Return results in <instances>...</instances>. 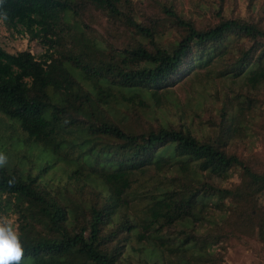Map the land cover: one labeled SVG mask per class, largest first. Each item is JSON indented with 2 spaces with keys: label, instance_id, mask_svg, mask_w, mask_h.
Listing matches in <instances>:
<instances>
[{
  "label": "trees",
  "instance_id": "obj_1",
  "mask_svg": "<svg viewBox=\"0 0 264 264\" xmlns=\"http://www.w3.org/2000/svg\"><path fill=\"white\" fill-rule=\"evenodd\" d=\"M148 5L139 20L118 0H7L6 24L46 46L39 58L0 46V121L25 134L0 143V212L16 217L23 264H216L215 246L264 243V159L224 142L226 104L209 135L102 111L113 82L161 88L229 36L247 42L227 64L240 72L264 56L261 19L227 15L224 0L197 3L205 22L174 0ZM161 13L176 26L169 38ZM68 65L102 82L97 96ZM101 155L117 158L106 166Z\"/></svg>",
  "mask_w": 264,
  "mask_h": 264
},
{
  "label": "rangeland",
  "instance_id": "obj_2",
  "mask_svg": "<svg viewBox=\"0 0 264 264\" xmlns=\"http://www.w3.org/2000/svg\"><path fill=\"white\" fill-rule=\"evenodd\" d=\"M150 0H118L121 9L132 11L135 18L142 20L143 12L151 10L148 5ZM161 1V0H155ZM200 1L219 2V0H174L186 14H193L198 21L205 22L209 17V9L199 10L197 3ZM225 12L228 15L232 9L246 17L261 19L260 26L264 28V0H224ZM199 12L196 15L194 12ZM159 23L163 28L164 37L169 38L176 26L174 21L165 14H159ZM98 31L97 29H95ZM29 35L22 30L20 25H0V46L8 52L29 49L39 58L46 46L39 41H30ZM246 40L229 36L221 43L206 48L202 58L191 60L183 70L174 78L173 83H167L161 88H143L113 82L109 86L110 95L103 100V114L121 121H126L131 113H138L141 117L151 122L182 124L198 135H209L213 131L210 118L216 119L218 111L227 105V124L224 131V142L227 146H234L238 151L248 154L257 152L264 159V56L234 73L228 67L230 61L238 50L246 47ZM69 70L79 77L94 95L102 82L87 76L79 69L68 65ZM104 89H106L104 87ZM9 126L0 121V143L8 149L15 142L12 136H20L24 140L25 134L14 121H8ZM11 134L8 141L7 136ZM80 142L78 138H75ZM21 149H19L20 151ZM13 163L17 159L12 156ZM21 155V153H19ZM75 162L84 160L75 152L71 155ZM117 157L103 156L99 158L106 166H111V161ZM160 154L153 156L154 161ZM90 163H98L90 157ZM61 169L55 175H60ZM239 180L236 175L228 179V184ZM209 203H212L210 200ZM226 207L222 202L213 206ZM120 209V208H118ZM127 206L121 212H127ZM13 218L12 213H2ZM114 216V215H113ZM234 245L227 244L226 249L220 246L213 247L218 259L216 264H264V243L247 236L234 240ZM220 254V255H219ZM220 257V259H219Z\"/></svg>",
  "mask_w": 264,
  "mask_h": 264
},
{
  "label": "clouds",
  "instance_id": "obj_3",
  "mask_svg": "<svg viewBox=\"0 0 264 264\" xmlns=\"http://www.w3.org/2000/svg\"><path fill=\"white\" fill-rule=\"evenodd\" d=\"M7 0H0V25L9 21ZM67 123V120H65ZM8 156L0 151V170L8 165ZM16 178L7 181L9 187H13ZM25 260V247L22 233L18 223L6 214H0V264H23Z\"/></svg>",
  "mask_w": 264,
  "mask_h": 264
}]
</instances>
